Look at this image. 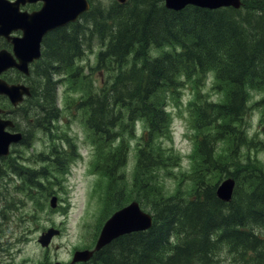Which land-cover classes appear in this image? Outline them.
Instances as JSON below:
<instances>
[{"label": "trees", "instance_id": "obj_1", "mask_svg": "<svg viewBox=\"0 0 264 264\" xmlns=\"http://www.w3.org/2000/svg\"><path fill=\"white\" fill-rule=\"evenodd\" d=\"M253 1L262 7L249 12L194 6L176 12L163 0L114 2L105 12L96 7L89 23L60 33L51 48L54 57L50 50L43 58L32 102L36 126L46 129L58 118L56 75L73 68L75 59L85 54L79 33L85 40L95 31L99 34L103 49L97 66L105 76L99 84H85L83 91H88L75 106L89 117L91 134L107 144L127 124L132 131L137 120L147 129L142 139L166 132L164 98L186 79L212 75L224 91L219 101L197 94L191 103L197 132L191 195L163 196L153 182L160 149H141L134 188L148 195L154 224L148 231L118 238L98 252L92 264H264V169L239 155L251 143L245 128L249 86L264 87V0ZM159 48L161 54L152 56ZM81 78L86 80V75ZM220 143H228L229 153L218 154ZM111 154L105 156L109 162ZM113 160L107 167L111 180L120 155ZM17 171L35 184L28 171ZM140 174L147 182H138ZM225 176L237 182L230 203L216 195L217 183ZM131 198L124 185L120 200ZM222 248L233 256L228 263L220 259Z\"/></svg>", "mask_w": 264, "mask_h": 264}, {"label": "rangeland", "instance_id": "obj_2", "mask_svg": "<svg viewBox=\"0 0 264 264\" xmlns=\"http://www.w3.org/2000/svg\"><path fill=\"white\" fill-rule=\"evenodd\" d=\"M116 0H94L99 8L108 9ZM261 8L253 0H247L246 11ZM89 23L90 19L83 22ZM93 39L86 48L85 60H89L86 80H62L57 94L58 106L62 117L55 126L48 131L41 128H30L32 143L29 147H17L13 158L6 159L1 168L0 185L9 183L14 185L17 180L11 175V163L19 159L25 168L38 173L39 169H47L49 180L47 190H27L29 184L25 179H19L17 186L24 188L19 195L11 189L6 192L7 197L15 200L21 198L22 204H10L6 210V218L0 219V264H55L56 262L69 264L73 253L93 247L99 230L105 218L112 213V207L118 208L121 189L127 186L133 198L121 203L120 207L132 200H137L150 209L146 192L138 194L134 188L137 179V162L142 146H154L160 149L161 165L153 176L154 187L163 196L180 194L188 196L194 181L190 172L194 167V136L191 120V103L197 94L211 99L220 100L224 94L222 88L214 83L212 75L202 79H186L172 94L165 96V106L168 108L170 125L166 134H157L153 140L142 139L144 124L138 123L136 129L129 131L120 128L114 142L100 144L93 137L87 127L85 113L74 108L83 91L84 85L94 81L99 84L104 73L98 69L92 70L99 51V34L95 31ZM86 42V40L84 39ZM162 48L152 51L156 57ZM81 61V59L79 60ZM105 76V75H104ZM264 89L251 93V107L246 117V130L253 145L245 147L239 152L240 158H250L264 169ZM72 104V107L69 105ZM23 114V113H22ZM147 142L150 146L147 145ZM95 144V146H93ZM62 147L68 148L65 154L66 169L62 172L57 168L54 160H43L55 157L56 153H64ZM228 144L221 143L218 154H227ZM112 153L120 155L121 163L115 169V182L110 181L105 174L93 170L97 161L105 165H112L106 155ZM60 155V154H59ZM11 160V161H9ZM120 170V171H119ZM144 174L138 178L139 183L147 182ZM224 179V177H221ZM220 177L216 181H218ZM13 188H16L14 185ZM54 192L58 198L56 209L50 207V193ZM100 194L101 197L98 196ZM153 199V198H152ZM3 207L0 204V211ZM27 216V218H25ZM25 219V221H22ZM49 228L60 230V235L53 241L48 250H43L37 243L42 232ZM10 244L12 245H9ZM227 262L231 253L221 255ZM73 264V263H72Z\"/></svg>", "mask_w": 264, "mask_h": 264}, {"label": "water", "instance_id": "obj_3", "mask_svg": "<svg viewBox=\"0 0 264 264\" xmlns=\"http://www.w3.org/2000/svg\"><path fill=\"white\" fill-rule=\"evenodd\" d=\"M35 1V0H29ZM45 6L38 12L30 15L19 13V0L15 3L0 0V35L8 36L14 29L22 28L24 37L15 40V51L20 59L16 64L13 57L7 52H0V74L9 67L17 66L26 70L28 63L39 55V41L48 30L75 21L80 14L89 8L86 0H44ZM125 1V0H120ZM169 9L181 10L187 5H195L202 8L215 9L223 6L240 7V0H165ZM33 44V45H31ZM23 52V54H22ZM0 94L9 96L13 104L22 100L23 94H29L24 86L8 85L0 80ZM1 113V110H0ZM11 122L0 118V155H7L11 142L19 140V137L5 132ZM234 181H224L217 189V195L224 201H229L234 189ZM151 226V217L144 214L137 203H133L124 210L116 213L105 225L96 249H100L114 238L135 230L146 229ZM52 232L49 231L42 237L43 245H47ZM91 253L76 254L77 260H86ZM75 259V260H76Z\"/></svg>", "mask_w": 264, "mask_h": 264}, {"label": "flooded vegetation", "instance_id": "obj_4", "mask_svg": "<svg viewBox=\"0 0 264 264\" xmlns=\"http://www.w3.org/2000/svg\"><path fill=\"white\" fill-rule=\"evenodd\" d=\"M30 6H25L23 9L29 8ZM18 36H20V33H17Z\"/></svg>", "mask_w": 264, "mask_h": 264}, {"label": "bare ground", "instance_id": "obj_5", "mask_svg": "<svg viewBox=\"0 0 264 264\" xmlns=\"http://www.w3.org/2000/svg\"><path fill=\"white\" fill-rule=\"evenodd\" d=\"M51 55V54H50ZM46 60V59H45ZM51 61V60H50Z\"/></svg>", "mask_w": 264, "mask_h": 264}]
</instances>
